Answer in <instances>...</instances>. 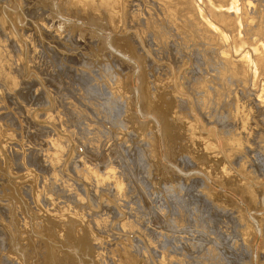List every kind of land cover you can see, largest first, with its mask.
Returning <instances> with one entry per match:
<instances>
[{
    "label": "bare ground",
    "instance_id": "1",
    "mask_svg": "<svg viewBox=\"0 0 264 264\" xmlns=\"http://www.w3.org/2000/svg\"><path fill=\"white\" fill-rule=\"evenodd\" d=\"M21 3L11 15L10 0H0V264H142L145 250L175 249L179 239L153 246L145 219L128 207L132 172L124 164L126 157L141 153L137 147L154 144L150 149L157 151L160 138L173 154L165 152L172 161L167 167L159 153L156 161L147 152L148 161L154 157L157 164L146 174L155 193L180 200L182 190L194 194L202 186L203 196L217 207L237 212L238 220L232 218L236 229L243 220L254 238L263 237L264 213L251 216V225L243 208L215 194L201 174L217 177L250 207L264 206V187L256 189L264 180V0H61L57 7L52 0ZM7 16L12 23L19 18L23 26H10ZM84 28L110 35L107 46L99 32ZM53 62L60 63L56 72ZM95 73L100 78L94 82L115 104L111 121L105 120L112 124L109 131L64 114L73 113V101L68 102L70 92L64 96L59 91L63 81L69 78L72 88L81 86L92 98L99 91L91 84ZM134 74L140 83L136 89ZM79 98L84 105H96L95 98ZM136 100L142 117L151 116L156 124L141 122L132 113ZM101 132L113 148L107 167L93 161L92 151H106V143L101 149L91 144ZM185 162L192 167L197 163L202 172L183 169ZM88 192L99 200L96 208L85 198ZM171 252H161L157 264H172Z\"/></svg>",
    "mask_w": 264,
    "mask_h": 264
},
{
    "label": "rangeland",
    "instance_id": "2",
    "mask_svg": "<svg viewBox=\"0 0 264 264\" xmlns=\"http://www.w3.org/2000/svg\"><path fill=\"white\" fill-rule=\"evenodd\" d=\"M52 1L55 4V7H57L61 3V0H52ZM20 5L23 6V3H21V0H13V1L10 0V5L9 6H12L13 8L12 9H8L7 11H9V13L11 15L12 14L14 15L15 13L18 12ZM6 13H8V12H6ZM9 13H8V15H9ZM7 17H8L7 19H8V23H9L10 26H23L22 23L20 24L19 18H17V21H15L14 22L15 24H14V23H12L11 18L9 16H7ZM70 22H72V21H70ZM75 23L78 24L79 22L75 21ZM12 24H14V25H12ZM84 29L86 31H88V32L92 30L91 28H84ZM92 31H95L96 33L99 32L98 29L97 30H92ZM99 33L100 34H98V35H100V36L105 38L104 42L106 43V46H107V41L109 42L110 35L103 34L102 32H99ZM105 36L106 37L108 36V37L106 38ZM79 37L80 36H78L77 38L79 39ZM81 39L82 38H80V40ZM87 39H88V37H87ZM82 41H84V40H82ZM68 44L70 46H75L72 42H70ZM62 45H64V44H62ZM70 46L67 47L68 51H69V47ZM88 51L90 52L91 50H88ZM80 54H82V53H80ZM70 55L73 56V54H69V56ZM49 56L51 57V54ZM90 57H91V55H90ZM89 60L92 61L94 59L92 58V59H89ZM90 61H89V63H90ZM101 61H103V60H101ZM59 62H58V64L56 66H58L61 63V62L60 63ZM99 62L100 61H98V63ZM53 64H54V62H53ZM54 66H55V64H54ZM56 66L54 67L55 68L54 72H56L60 68L59 67L60 65L58 66L59 68L58 67L56 68ZM97 74L98 73L92 74L93 76L91 75V77H90L92 79V83L91 84L95 83L94 82L95 80H93V79L100 78L99 75H97ZM68 77L65 76V78H61V79H67ZM63 82H64V84L61 85V88H60L59 91H61V93H63V94L66 92L67 95L70 92L71 95L69 94V96H67V95L64 94V96L69 97L68 98V102L71 103L73 101L75 103V106H77L76 107L77 109H76L75 106H74V103L72 102L71 105L73 104L72 106H73L74 109L72 108V106H69V107L72 108V109L71 108L70 109H71V112H73V113H70V111H68L67 112L68 114L64 113L65 116H68L69 114H71V117H72V115L74 114L73 115L74 117L77 116L76 118H78V116H79L81 118L80 120L83 119L82 120L83 123L82 122L81 123L82 124L85 123L86 126L89 125V124L93 125V121H94L95 124H97V123L101 124L99 129L101 127H104L103 128L104 130L109 131L108 129L110 128V126H112V124L109 125L111 123L110 122L111 119H108V118H112L111 116L114 115L112 113L114 111V105L115 104L112 103V101L109 99L110 97L109 98L107 96L104 97V94H103V91H102L103 89L101 87H99L100 82L99 81H98L99 83L97 82L98 86L96 85V83L93 84L95 87L97 86V89L99 88L98 89L99 91H98V94H97L98 96H94L92 98L87 94L86 91H85L86 92V96H85V92L83 94L82 91L85 90V88L83 89L81 86H80L81 87L80 88L79 86L76 87V85H73L74 88L76 89V93H75L74 92L75 91L74 88H72V85L69 84V82H70L69 78H68V80H64ZM138 82H139V80H138V78H136V75L134 74L133 75V82H132V87L134 89L140 87L139 86L140 83H138ZM93 85H91V87ZM78 87H79V90H77ZM95 87H93V88H95ZM58 88H59V86H58ZM72 91H73V93H72ZM100 91L102 93H100ZM78 93H80L82 95H78ZM80 96L82 97V99H85L84 101H87V100H90V99L93 100L95 98V104L96 105H94L91 101L90 102L87 101V104H86V102H84L85 103V105H84L83 101L79 98ZM96 98H98L99 100L96 99ZM78 100L80 101V103L82 102L81 103L82 106H79L80 103H77V102H79ZM104 102H105V104H104ZM97 103H99V105ZM88 104L90 106H92L91 108L96 109L95 111L97 113L94 111V109L91 110L90 106H88L89 107L88 108L86 106ZM102 104L104 105V108H103ZM129 104H130L129 107L132 108V103L130 102ZM97 105H98V107H97ZM137 105H139V101L136 100L135 105L133 104V110L134 111L132 110L133 111L132 113L136 114V116L138 117V120L141 121V122H147L148 121V122H152V123L156 124L155 123V119L153 117H151V116L142 117V114L140 113V105H139V107ZM83 106L87 109V111L84 109ZM94 106L97 107V108H95ZM99 106H101V107H99ZM81 107H83V108H81ZM135 107H136V109H135ZM106 108H108L107 111L110 112L111 115H109L110 113L108 114L107 111L105 112ZM78 109L79 110L80 109L81 110L84 109L83 111H85V112L78 111ZM74 110H76L75 113H74ZM77 111H78L79 115L76 114ZM82 113H84L87 117L84 114H82ZM90 114H92V115H90ZM69 117H66V118L69 119ZM90 117L93 118L92 121H91ZM133 117H135V115H133ZM14 118H17V117L14 116ZM84 118H86L85 120L88 123L85 122ZM94 118H95V120H94ZM107 119L110 120V121H105ZM96 120H98V121L96 122ZM99 121H101L102 123L99 122ZM105 122H106V124L108 122V124H107L108 126L105 124ZM98 124L95 125V127L98 126ZM213 128H211V129H213ZM103 129H101L102 132H103ZM102 132H101L102 135L100 134L98 136H92V143L91 144L96 146L98 149H101L102 147L100 148V145L101 144L105 145V143H106L105 148H104L106 151H104V152L92 151V154L95 155V160H93L94 163H99L98 165L107 167V166H111V157H110L109 150H112L113 148H111V146L109 145L111 143V141L109 140V136H106V134H104ZM209 132H211V130H209ZM103 135H105V137ZM178 139H177V142L180 140V139L179 140ZM184 140L181 139L180 142H182ZM162 141L163 140L160 138L159 139V144H157V148H156L157 151L154 150L155 149V146H153L154 144L152 145V147L154 148L153 151H152V149H150V148H152L150 146H144V149H142L143 147L142 148L137 147V149L135 148L138 151L141 150V151H139L141 153L138 152L139 154H137L136 153L137 151H135V152L131 151V152H134V153H129V158L126 157V161L127 162L126 161L124 162V164H126L128 170H130L132 172V174L130 173L131 174V179H132V175L134 177L137 176V177H135L133 182L131 181L130 177H129V180H128L127 192L129 191L130 194H127V197H130V199H132V200H130V203H129L128 207L130 208V210H132L135 213V215L139 219H143V218L145 219L146 230L150 233V240H151L153 246L156 247V245H158L159 243H162L164 241V239H175V240L179 239L180 240V241L178 240L179 241L178 243L174 244L175 249L167 247V248H164L162 250H159V249H154L153 250V248L151 250H147V251L145 250L147 253L149 252L148 254L150 256L147 253H145V251L141 252V257L143 256V258H141L142 260L140 259V261L142 262V264H146L147 262H149L150 264H157L162 258L161 254L165 253L168 250H170V252L172 251L171 254L173 256H175V258L173 259L174 262L172 264H175V263L176 264H217V263L218 264H264V235H263V237H259L257 235V237L254 238V235H253L254 230L252 231L249 228L246 229V226H245L243 220H241L240 224H238L237 229H236V227H235L236 224H234V223H236L237 220H238L237 212H232V215H231V214H229L231 212H229V210H227L228 208L225 210L224 208L217 207L215 205V203L212 201L211 198H207V197L203 196V194L205 193L204 190H206L204 187L200 186L197 189H195L194 192L197 194V197H196V194L194 192H193L194 194H186L185 191L182 190L181 192L183 194L181 195V193H180L178 195L180 197L179 198L180 200H176L175 198L172 200V198L169 199L164 194H162V195L161 194H157V193H155L153 191L151 181L148 178V176H146V174L151 172V169L148 168V167H150V166L153 167L154 166L153 168H156L155 165H157V164H155V163L153 164V159H155L154 157H156V159H155L156 161L160 157L161 160H162V163L164 165H166L167 167H170L169 166L170 162L172 163L171 160H169V159H167L165 157V156H167L166 153L169 152L170 148H167L169 150H166V147H165L166 145L164 144V146H163L162 143L164 141L163 142ZM169 142H173V141L169 139ZM126 145H128V143L124 144V146H126ZM128 147L129 146H126L127 149H129V150L132 149L131 147L130 148H128ZM149 151H151L153 153V156H154L153 159H152V156H151L152 161H148V158L150 160V155L149 154H151ZM155 152L159 153L158 154V158H157V155L156 156L154 155V154H156ZM170 153L173 154V151L170 150ZM142 154H143V158H142ZM144 154L146 155L147 159L145 158ZM139 155H141V157ZM140 158H142V159H140ZM165 158H166V160H165ZM127 159H129V160H127ZM122 160L124 161L125 159H122ZM139 160H143L144 162H141ZM140 162L142 163V165H141ZM127 163H128V165H127ZM186 163L187 162H185V165L184 164L182 165L183 169L187 167L185 170H188L189 167H190L191 171H192V168H193V170H199L198 167L200 168V166L197 163L195 164L196 165L195 167L194 166L192 167V166H190V165H188ZM140 165L143 167V168L141 167L142 170L140 168ZM138 166H139V169H137ZM144 168H146L145 171H144ZM190 169H189V171H190ZM137 171H139L138 172L139 174L136 173ZM159 171H160V169H159ZM199 171L202 172L201 169ZM166 174H164V175L166 176ZM201 175H202V178H203L204 182H207L208 180L210 181L208 183V186L214 193L216 192L215 194H217L218 196H223L224 199H227L228 202L232 203V201H233V203L235 202L234 204H237L239 207L243 208L245 216H247L248 222L252 221L251 218H250L251 216H254V218H255V216H258V214H260V216H261V214L264 213V206H262L261 209L259 210V208L256 209L254 205H251V207H250L248 204H245L246 202L243 203V201L240 200L241 198H239V196H237V194L234 193L232 191V189L226 187L225 185L223 186V183H221L222 185H220V182H218V180H217L218 178L217 177H215L216 179L215 178L210 179L209 177L205 176L204 173H202ZM144 176L147 177V178H144ZM204 177H206L207 181L205 180ZM143 178L144 179H148V186L145 187V188L143 186L144 185V182L142 180ZM182 178H183V176H182ZM202 178L200 177L199 179H202ZM213 181H215V182H213ZM111 183H113V181ZM186 183H185L184 186L188 187L186 185ZM188 185L190 186V183H188ZM262 186L264 187V180H262V184L261 185H258V186L256 185V189L261 188ZM129 188H130V190H129ZM225 188H227V189H225ZM263 190H264V188H263ZM84 191H85V189H84ZM200 192H202V194H200L201 198L198 197ZM90 193L89 192H88V194L86 193L87 195H86L85 198H88V199L91 200V202H92L91 206L94 205V207L95 206L97 207V205H99V200H97L98 201L97 202L96 201L97 197L96 198L95 197H91L92 193H91V195H90ZM184 194H186L185 196H187V198L184 196ZM92 198L93 199L95 198V199L93 200ZM203 198H206L207 200H204ZM92 200L96 201L95 204H94V202ZM186 200L188 201V203L189 202H193V204L192 203H190V204L186 203L187 202ZM194 200H195V202H194ZM221 200H223V199H221ZM179 201H181V203ZM184 201H186V202H184ZM207 201H208V203H207ZM204 202L207 203V205H204ZM96 203H98V204H96ZM182 203H183V205H182ZM188 205H189V209L187 208ZM182 206L184 207V209H183ZM199 206H202L204 210L201 211L200 209H202V207H199ZM180 208H182V209H180ZM186 208H187V210H189L190 213L189 212L185 213V211H186L185 209ZM196 208H197V210H196ZM193 209H194V211H193ZM230 210H231V208H230ZM197 211L201 215L197 214ZM165 213H169V215H166ZM252 213H254V214H252ZM200 217H203V218H200ZM233 217H235V218H233ZM232 218L234 220L235 219H237V220L234 221ZM240 219H241V216H240ZM247 219H246V221H247ZM232 220L234 221V223H233ZM230 223H231V225H230ZM261 225H262V228H263V231H264V218H263V221H262ZM215 227H216V229H213ZM210 229H213V230H210ZM171 230L175 231L174 235H172ZM160 234H163L164 238L161 237ZM46 236H49V235L46 234L45 237ZM172 237H174V238H172ZM247 237L249 238L248 239V244L244 242V239L247 238ZM40 247L42 249V253H41V249L39 250V253L42 256L41 258H43L44 255L45 256L47 255V253H45V247L44 246L41 245ZM46 251H47V249H46ZM151 251H156L157 252V256L156 255L152 256L151 255L152 254ZM201 251H202V253H201ZM142 253H143V255H142ZM42 254H44V255H42ZM144 254L146 256H144ZM211 255L213 256V258L211 257ZM256 255H257V259L255 258ZM154 256L158 257V259L155 258L156 261L158 260L155 263H153V260H154L153 257ZM145 260H147V261H145Z\"/></svg>",
    "mask_w": 264,
    "mask_h": 264
}]
</instances>
